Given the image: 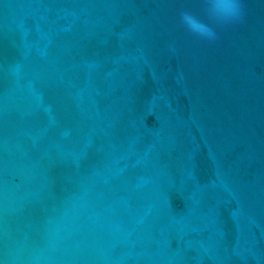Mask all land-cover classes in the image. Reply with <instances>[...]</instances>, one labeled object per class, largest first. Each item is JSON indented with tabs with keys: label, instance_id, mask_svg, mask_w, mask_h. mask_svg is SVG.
<instances>
[{
	"label": "water",
	"instance_id": "95a60500",
	"mask_svg": "<svg viewBox=\"0 0 264 264\" xmlns=\"http://www.w3.org/2000/svg\"><path fill=\"white\" fill-rule=\"evenodd\" d=\"M0 0V264H264V0ZM211 39V37H208Z\"/></svg>",
	"mask_w": 264,
	"mask_h": 264
},
{
	"label": "clouds",
	"instance_id": "9594fccd",
	"mask_svg": "<svg viewBox=\"0 0 264 264\" xmlns=\"http://www.w3.org/2000/svg\"><path fill=\"white\" fill-rule=\"evenodd\" d=\"M200 4V11L181 10L179 21L189 33L201 39H217L218 27L235 24L244 16L242 0H200Z\"/></svg>",
	"mask_w": 264,
	"mask_h": 264
}]
</instances>
